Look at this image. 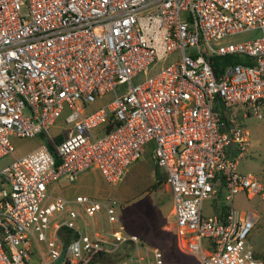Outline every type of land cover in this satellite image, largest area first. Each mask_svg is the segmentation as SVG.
<instances>
[{
  "label": "built area",
  "instance_id": "1",
  "mask_svg": "<svg viewBox=\"0 0 264 264\" xmlns=\"http://www.w3.org/2000/svg\"><path fill=\"white\" fill-rule=\"evenodd\" d=\"M246 30L261 35L220 43ZM211 55L249 62L217 76ZM108 92L110 102L82 113ZM64 104L71 129L58 143L48 136L54 152L42 143L0 170V264L34 254L53 264L62 250L60 264H163L126 232L116 199L53 194L91 168L115 185L146 148L165 173L180 251L198 264H264L248 240L257 214L232 205L240 192L264 197V183L237 171L250 148L239 116L264 118V0H0V158L14 154L12 135L48 133ZM220 187L223 217L204 216Z\"/></svg>",
  "mask_w": 264,
  "mask_h": 264
},
{
  "label": "rangeland",
  "instance_id": "2",
  "mask_svg": "<svg viewBox=\"0 0 264 264\" xmlns=\"http://www.w3.org/2000/svg\"><path fill=\"white\" fill-rule=\"evenodd\" d=\"M261 35L260 30H246L238 34L226 36L220 43H237L247 40L255 39ZM179 57L178 53H172L166 58L156 61L147 67L145 71H141L131 79L133 85L139 84L144 81L150 75L156 73L163 67L173 63ZM126 88V84L117 87V93L123 92ZM114 97L113 92H108L101 97L96 98L94 102H87L82 106L81 101H76V106H82V113L87 114L97 110L100 107L105 106ZM70 111V107L64 104L63 112L57 121L49 128L48 133L36 137H18L12 135L10 142L14 148V154L6 155L0 158V170L8 166L16 156H21L27 152L36 149L42 143L48 140V136L57 138L62 136L65 138L68 131L71 129V124L65 121V117ZM239 121L248 131V137L250 141V148L245 154V157L240 159L237 165V171L241 174H251L259 182L264 183V118H256L255 116H248L242 118L239 116ZM98 129L94 130V133H98ZM149 150L147 149V152ZM90 175H87L82 179L85 184L99 183L104 189L114 188L115 185H109L97 170L91 171ZM67 182V179L62 178L59 183H55L56 190L53 194L60 193L65 195L61 189L60 184ZM78 182V179L75 181ZM128 182L125 180L124 184ZM73 183V182H71ZM148 182L145 183V185ZM137 189V187L135 188ZM83 195L94 197L97 199L106 198L102 192L95 193L92 188L87 186L82 187ZM135 193H141L138 189ZM142 199L136 202L132 207L126 208L123 213L120 214L122 221L128 228H135L137 233L146 245L158 249L162 253L163 264H198L194 256L186 254L179 250L177 246V236L175 228L174 230L165 228L168 224L175 223L173 215L167 216L168 206L170 205L169 193L160 190L153 193L151 196H143ZM157 200L160 202L157 203ZM120 205V204H119ZM225 205V201L222 197L206 199L202 203V214L209 216L217 213L221 206ZM232 205L237 210L253 211L257 214L258 218L255 226L251 230L248 240L252 245L254 251L259 256L264 255V197L261 194L255 193L252 196L247 195L245 192H240L235 195ZM40 260L34 254L30 264H39Z\"/></svg>",
  "mask_w": 264,
  "mask_h": 264
},
{
  "label": "crops",
  "instance_id": "3",
  "mask_svg": "<svg viewBox=\"0 0 264 264\" xmlns=\"http://www.w3.org/2000/svg\"><path fill=\"white\" fill-rule=\"evenodd\" d=\"M147 149L149 150L148 152ZM93 170L97 169L91 168L80 173L78 177L74 181H72L73 183L69 182L68 180L67 182L61 183L60 186L65 194L64 196L67 198H74L77 195H83V193H81L83 192L82 187L87 186L89 188H92L95 193L102 192L103 194H105V197H112L116 199L120 204V211L121 213H123L126 208H128L127 210H129L130 207H132L136 202L142 199L141 193L143 194V196H151L153 193L163 190L165 192H168L170 197V205L168 206L167 216H169L170 214L173 215L172 199L169 186L166 183L165 173L155 164L150 148H146L142 156L133 164H131V166L126 170L119 182L115 184L114 188H110L108 190L104 189L103 186H100V184L97 182H88L89 184L83 183L82 179L87 175H90L92 173L91 171ZM77 179L78 182L76 183L75 181ZM126 179H128V182L124 184ZM146 182H148V185H145ZM136 187L137 189H135ZM138 189L141 190V193H135L140 192L137 191ZM84 195L87 196L86 194ZM216 198H218V196ZM159 202L160 201L157 200V203ZM220 211L221 210H218L215 214H219ZM121 215L122 214H120V220L122 221ZM122 223L125 227L126 232L139 236L137 233H135V228H128L123 221ZM165 228H172L174 230V223L168 224L167 226H165Z\"/></svg>",
  "mask_w": 264,
  "mask_h": 264
},
{
  "label": "trees",
  "instance_id": "4",
  "mask_svg": "<svg viewBox=\"0 0 264 264\" xmlns=\"http://www.w3.org/2000/svg\"><path fill=\"white\" fill-rule=\"evenodd\" d=\"M244 59L241 58L240 56H236V55H229V56H209L208 57V61L210 62L212 68H213V71L215 72V74L217 76H219V74L221 73L222 69H223V66L226 65L227 63H231V62H237V61H243ZM246 60V59H245ZM244 60V61H245ZM246 62H249L248 60H246ZM216 109L218 110H221L222 114H225V111L223 109V106H222V100L221 98H216ZM55 142H61L63 140V137L62 136H58L57 138L54 139ZM46 145L49 147V149L54 152V146L51 142H49L48 140L45 142ZM222 191H223V188L220 187L219 189V194H218V197H221L222 196ZM220 213H219V216L223 217L224 213H225V205L224 206H221L220 207ZM61 236L63 238H66V236L60 232ZM256 257L262 259L264 261V255L263 256H259L258 254H256Z\"/></svg>",
  "mask_w": 264,
  "mask_h": 264
},
{
  "label": "water",
  "instance_id": "5",
  "mask_svg": "<svg viewBox=\"0 0 264 264\" xmlns=\"http://www.w3.org/2000/svg\"><path fill=\"white\" fill-rule=\"evenodd\" d=\"M63 256H64V250H62V252H61L59 258H58L53 264H60V262H61Z\"/></svg>",
  "mask_w": 264,
  "mask_h": 264
}]
</instances>
